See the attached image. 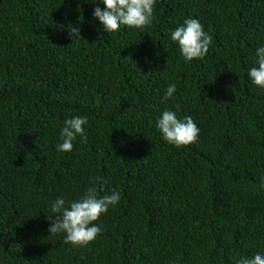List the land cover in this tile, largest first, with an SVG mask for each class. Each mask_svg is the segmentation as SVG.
Returning a JSON list of instances; mask_svg holds the SVG:
<instances>
[{"label":"trees","instance_id":"trees-1","mask_svg":"<svg viewBox=\"0 0 264 264\" xmlns=\"http://www.w3.org/2000/svg\"><path fill=\"white\" fill-rule=\"evenodd\" d=\"M0 264H264V0H0Z\"/></svg>","mask_w":264,"mask_h":264}]
</instances>
